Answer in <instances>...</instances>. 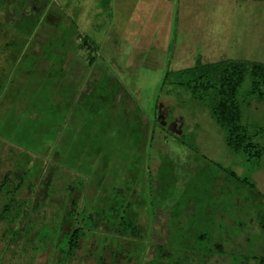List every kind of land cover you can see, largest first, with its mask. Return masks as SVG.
<instances>
[{
  "label": "rangeland",
  "instance_id": "obj_1",
  "mask_svg": "<svg viewBox=\"0 0 264 264\" xmlns=\"http://www.w3.org/2000/svg\"><path fill=\"white\" fill-rule=\"evenodd\" d=\"M3 4L0 139L17 146L10 162L23 156L22 164L13 167L14 178L24 169L36 176L40 166L45 178L51 176L57 192L49 213L61 194L76 199L78 221L100 208L106 214L111 203L121 204L138 214L145 231L140 245L161 240L166 258L157 264H264V228L259 224L264 156L257 162L233 153L208 105L166 83L173 79L172 71L197 61L264 63V0H173L165 48L147 56L135 50L140 53L136 57L127 56L124 42L100 51L109 34L111 1L29 0L27 17L16 11L9 22L11 1ZM81 39L91 48L80 47ZM90 71L98 80L92 95H86ZM33 106L35 115L27 118L25 112ZM12 123L15 128L9 129ZM243 123L264 145V100L244 106ZM166 137L189 149L185 162L168 151ZM9 148L0 143L4 162ZM27 156L39 161L26 162ZM30 189L23 188L22 194L44 201L46 187ZM96 227L80 240L73 264H94L99 250L107 262L118 250L121 264H141L135 254L138 244L107 239L105 225ZM215 244L222 249L215 251ZM4 246L0 235V264H54L48 252L29 260L19 250L3 251ZM154 253V247L148 248L145 260Z\"/></svg>",
  "mask_w": 264,
  "mask_h": 264
},
{
  "label": "trees",
  "instance_id": "obj_2",
  "mask_svg": "<svg viewBox=\"0 0 264 264\" xmlns=\"http://www.w3.org/2000/svg\"><path fill=\"white\" fill-rule=\"evenodd\" d=\"M5 1L0 0L1 11ZM8 1H11V8L7 11V22L16 11L19 17H27L29 0ZM35 25L36 23L28 31L29 34ZM171 74L173 79L167 82L165 80L166 83L190 92L192 99L208 105L213 120L224 133L226 146L233 153L242 154L246 160L257 162L264 156V145L254 138L256 133H251L243 123L244 106L252 101L264 100V63L234 59L205 63L197 61L193 66L172 71ZM244 82L248 85L241 91ZM152 133L150 140L155 135L153 131ZM172 134L175 136L174 132ZM22 158L20 153L13 162H10L12 158L9 160L7 157L5 162L0 158V235L5 240L3 251L8 248L13 252L19 250L29 260L41 252H48L54 264H73L80 248V240L94 234L97 223H100L105 225L107 234L104 237L107 239H128L138 244L135 254L139 263L157 264L159 260L166 258V254L160 253L161 240L152 238L145 247L140 245L145 231L138 224V214L133 209H126L124 205L111 203L106 214L105 209L100 208L96 214L91 212L78 221L80 215L75 209L76 199H64V194H61V198L56 200V209L49 213L47 207L52 204L57 192L52 189L55 187L51 176L45 178L42 175L43 167L40 166L36 176H33L30 169H24L18 178H14L13 167L21 165ZM28 161L35 163L39 159L27 156L26 162ZM2 164L8 167L3 168ZM231 175L235 174L232 172ZM250 186L253 187L252 184ZM25 187L31 188L30 191L46 187L44 201H32L30 194L23 195ZM259 224L264 228V212L261 213ZM151 233L154 237V230ZM152 247L155 248V253L150 260H145L148 248ZM139 248L141 252L145 248L146 250L137 254ZM213 249L220 251L222 248L220 244H215ZM111 257V261L107 262L105 255L99 250L94 264H121L120 251L113 250ZM126 260H129L128 256ZM260 262H264V257L260 258Z\"/></svg>",
  "mask_w": 264,
  "mask_h": 264
},
{
  "label": "crops",
  "instance_id": "obj_3",
  "mask_svg": "<svg viewBox=\"0 0 264 264\" xmlns=\"http://www.w3.org/2000/svg\"><path fill=\"white\" fill-rule=\"evenodd\" d=\"M50 1V0H49ZM103 1H111V14L112 17L111 22L109 23V34L105 39L102 47H100V51L104 52L107 49H115V46L119 45V42H124L128 44L129 47L125 50L129 55H140V53H136L135 50H141V54L145 55L151 50H159L164 49V42L166 40L165 34L169 31L170 19L172 16V3L173 0H103ZM80 39V38H79ZM82 40V39H81ZM121 40V41H120ZM80 47L91 48L87 41L81 42ZM70 48V44H69ZM98 50V49H97ZM133 50V51H132ZM101 52V53H102ZM133 52V54L131 53ZM87 64L91 66L95 63L92 53L88 54ZM147 56V55H146ZM136 57V56H135ZM106 58V56H105ZM95 75V74H94ZM93 75V71H90L86 76L87 83L85 88L86 95H92L93 93V82L98 80L97 76ZM76 79H77V75ZM24 75L22 74L21 78L24 79ZM43 77L51 78V74L43 75ZM80 75L78 76L79 79ZM2 87L0 82V92L2 93ZM0 93V94H1ZM80 98L74 97L75 105H77L81 101ZM77 96V95H75ZM3 97V96H2ZM2 97L0 98L2 100ZM72 103V104H73ZM1 105V102H0ZM35 106H33V110L28 109L26 111L27 118L33 117L35 115ZM6 113V112H5ZM0 127L2 126V122L0 121ZM12 125V126H11ZM15 128L14 124L9 125V129ZM0 143H5L10 146L8 150L9 157L12 153L17 152V146L15 143L0 139ZM19 153V152H18ZM2 161V158H1Z\"/></svg>",
  "mask_w": 264,
  "mask_h": 264
},
{
  "label": "clouds",
  "instance_id": "obj_4",
  "mask_svg": "<svg viewBox=\"0 0 264 264\" xmlns=\"http://www.w3.org/2000/svg\"><path fill=\"white\" fill-rule=\"evenodd\" d=\"M164 143L169 152H171L175 157L179 158L181 162H185L189 153V149L182 145L177 144L171 137H166Z\"/></svg>",
  "mask_w": 264,
  "mask_h": 264
}]
</instances>
